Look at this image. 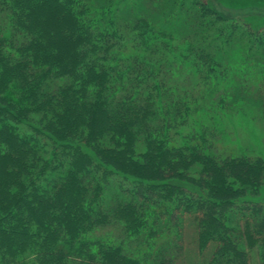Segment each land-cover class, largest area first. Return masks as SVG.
I'll return each instance as SVG.
<instances>
[{
	"label": "trees",
	"instance_id": "16d2710c",
	"mask_svg": "<svg viewBox=\"0 0 264 264\" xmlns=\"http://www.w3.org/2000/svg\"><path fill=\"white\" fill-rule=\"evenodd\" d=\"M231 16L210 0H0V264H191L186 215L193 264H264L248 198L264 156L218 146L216 122L264 104V30L241 48L217 26ZM244 64L259 82L235 74L217 96Z\"/></svg>",
	"mask_w": 264,
	"mask_h": 264
},
{
	"label": "rangeland",
	"instance_id": "374dc122",
	"mask_svg": "<svg viewBox=\"0 0 264 264\" xmlns=\"http://www.w3.org/2000/svg\"><path fill=\"white\" fill-rule=\"evenodd\" d=\"M210 1L218 6L219 9L233 15L228 23L217 24V26L223 28L229 35H232V39L238 41L241 48L252 38L248 30L254 32L264 30V0ZM233 45V59L236 62L241 61L242 57L240 55L242 53L237 52L236 43ZM235 74L237 76L241 74V77L245 75V82L251 88H253L254 81L256 82L257 80L259 82L260 80V76H257V71L252 67L246 66V64H244L243 67L238 66L232 70L228 80L221 82V85L219 84L220 92L217 93V96L222 95L224 89L229 93L237 88L238 79ZM262 79L261 74V80ZM262 86L264 85L262 84ZM208 87L209 86L203 88ZM253 101L254 98H249L248 101L239 102L230 107L228 116L225 118L222 116L220 118L217 117L216 122L218 128L225 130V133L221 137H224L226 140V142L225 140L219 141L220 145L218 144V146L221 147L222 145V147H224L226 145L227 152L232 151L235 154L248 153L264 156V107H261L264 104L258 106V103ZM256 192V195H252L251 198H248L252 201L264 204V184L261 185ZM196 237L197 227L194 218L191 215H186L184 221V238L186 242V254L189 253L191 264H193L198 251ZM252 259L254 262L258 259L256 250H253Z\"/></svg>",
	"mask_w": 264,
	"mask_h": 264
}]
</instances>
